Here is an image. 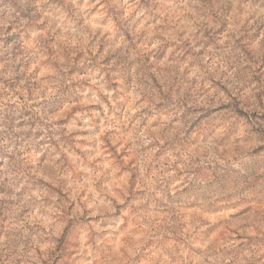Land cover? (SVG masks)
I'll list each match as a JSON object with an SVG mask.
<instances>
[{"label": "clouds", "instance_id": "1", "mask_svg": "<svg viewBox=\"0 0 264 264\" xmlns=\"http://www.w3.org/2000/svg\"><path fill=\"white\" fill-rule=\"evenodd\" d=\"M0 264H264V0H0Z\"/></svg>", "mask_w": 264, "mask_h": 264}]
</instances>
